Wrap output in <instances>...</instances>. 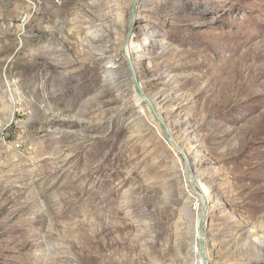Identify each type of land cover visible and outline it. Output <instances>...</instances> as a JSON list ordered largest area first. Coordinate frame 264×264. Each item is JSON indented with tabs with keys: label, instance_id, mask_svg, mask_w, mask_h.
<instances>
[{
	"label": "rangeland",
	"instance_id": "1",
	"mask_svg": "<svg viewBox=\"0 0 264 264\" xmlns=\"http://www.w3.org/2000/svg\"><path fill=\"white\" fill-rule=\"evenodd\" d=\"M188 167L208 264H264V0H0V264H194Z\"/></svg>",
	"mask_w": 264,
	"mask_h": 264
},
{
	"label": "bare ground",
	"instance_id": "2",
	"mask_svg": "<svg viewBox=\"0 0 264 264\" xmlns=\"http://www.w3.org/2000/svg\"><path fill=\"white\" fill-rule=\"evenodd\" d=\"M91 6V5H90ZM97 7V6H96ZM90 9H92L91 7H89ZM90 9L88 10V11H86V16H88V19H89V22L91 23V24H93V23H95V22H98V21H100L101 22V24L100 25H102L103 23H111L112 25L114 24L115 25V27H118L117 25H118V23L117 22H115V21H113V20H110V18L109 17H101V18H99L100 16H95V15H93L91 12H90ZM129 28V27H128ZM119 29V28H118ZM102 35H103V33H102V30H95V31H93V30H89V32L87 33V36H88V39H95V38H99V39H101V37H102ZM121 46H124V49H125V55H126V57L129 59V61H130V63H131V66L133 67V69H134V72L136 73V75H137V66H136V64H137V61H136V58L134 57L136 54H137V46H138V44L136 43L135 44V41L132 39V38H130L126 43H125V45H121ZM108 49H109V47L107 46V45H102V46H99V45H94L93 46V48H92V51H91V57L92 58H95V57H102V56H104V55H106L107 53H108ZM123 52V51H122ZM124 57V56H123ZM138 57V56H137ZM126 59V58H125ZM130 65V64H129ZM119 66L120 65H117V63H115L114 65H111L110 67H108V69L106 70V72H105V75L104 76H106V80L107 81H112V80H114V79H116L117 81H119V82H121L122 80H125L126 79V77L127 76H129V75H131V74H129V72L127 73V72H123V71H121V69H119ZM130 73H131V71H130ZM138 79V78H137ZM141 86H142V84L141 83H139ZM130 85H131V87L134 89L135 88V85L131 82L130 83ZM144 92V91H143ZM83 93H81V95H82ZM156 95V94H155ZM78 96H80V94L78 95ZM76 98V97H75ZM79 98V97H78ZM54 100V99H53ZM149 100L154 104V105H156L155 104V102L157 103V101H155L154 99H153V97H149ZM141 104V106L143 105V103L144 102H140ZM71 105V104H70ZM72 107V106H71ZM125 108V107H124ZM156 108V107H155ZM125 110V109H124ZM73 108L72 109H66L65 111H64V113L62 114L63 115V118L64 117H73V116H82V115H84V114H86V113H83V112H81V111H77L76 113H73ZM142 111H145L144 109H143V106L142 107H140V109H139V112H142ZM85 112V111H84ZM159 114V113H158ZM163 119V118H162ZM173 133V132H172ZM174 140V139H173ZM172 146V145H171ZM185 149V148H184ZM188 157V156H187ZM189 158V157H188ZM180 160V159H179ZM190 160V159H189ZM188 160V161H189ZM186 163V162H185ZM188 163V162H187ZM185 165V164H184ZM187 167V166H186ZM185 168V167H184ZM187 173H186V171H184V175H185V178H186V175ZM196 175V174H195ZM192 178L194 179V181H195V185H196V190H197V192L195 191V188H193L192 186H191V192H192V197L194 198V203H195V210H196V213H197V219H198V222H195L194 223V231H193V233H192V253H193V256L195 257V261H194V264H203V260H202V257H201V255H200V245H199V240H200V238H201V234H200V231H199V221H200V218H201V216H202V197H207V195L209 194V189L211 188H207V187H205V185H203L201 182H200V180L197 178V177H195V176H193L192 175ZM185 180V179H184ZM189 181L190 180H188L187 178H186V183H189ZM189 185H191L190 183H189ZM190 187V186H189ZM207 201V200H206ZM206 208V207H205ZM206 215V214H205ZM209 235H211L210 233L208 234V235H206L205 236V238H203L204 239V246H205V253L208 255L209 253H208V237L207 236H209ZM209 257V256H208ZM210 263V262H209ZM210 264H212V263H210Z\"/></svg>",
	"mask_w": 264,
	"mask_h": 264
},
{
	"label": "water",
	"instance_id": "3",
	"mask_svg": "<svg viewBox=\"0 0 264 264\" xmlns=\"http://www.w3.org/2000/svg\"><path fill=\"white\" fill-rule=\"evenodd\" d=\"M126 56V55H125ZM132 82L135 85V88L139 94V96L144 99L147 104L150 107L151 113L153 115L154 120L161 125L162 131L164 136L166 137V139H168V141L172 144V146H174V148H176L180 153L183 154V157L186 159L185 154L183 153V151L178 147L177 143L172 139L169 130L166 126V124L164 123V121L161 119V117H159V115L157 114V112L155 111V107L154 104L149 100V98L145 97V95L143 94L142 90H141V85L139 84V81L137 79V75L134 72V69L132 67ZM188 179L192 182L193 178L191 175V171L189 170L188 167V173H187ZM202 216L200 218L199 221V231L201 234V238L199 240V245H200V255L202 257L203 260V264H208V259H207V254L205 253V246H204V239L205 238V233H204V220H205V206H206V200L204 197H202Z\"/></svg>",
	"mask_w": 264,
	"mask_h": 264
}]
</instances>
